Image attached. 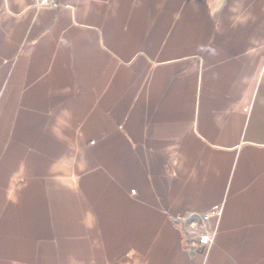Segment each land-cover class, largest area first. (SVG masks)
<instances>
[{"label": "crops", "instance_id": "0c3cea01", "mask_svg": "<svg viewBox=\"0 0 264 264\" xmlns=\"http://www.w3.org/2000/svg\"><path fill=\"white\" fill-rule=\"evenodd\" d=\"M0 264H264V0H0Z\"/></svg>", "mask_w": 264, "mask_h": 264}, {"label": "built area", "instance_id": "2783aa9c", "mask_svg": "<svg viewBox=\"0 0 264 264\" xmlns=\"http://www.w3.org/2000/svg\"><path fill=\"white\" fill-rule=\"evenodd\" d=\"M33 1L36 4V6L40 8H44V7L51 6L54 0H33ZM132 192H135V191L133 190ZM215 213L219 214L220 211H216ZM208 215H210V213ZM199 242L202 245L208 246L211 244V239L207 235H204L199 238Z\"/></svg>", "mask_w": 264, "mask_h": 264}]
</instances>
